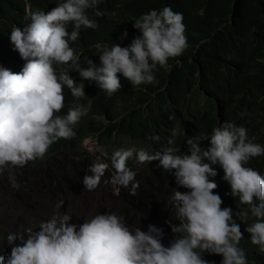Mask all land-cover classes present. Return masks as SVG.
Instances as JSON below:
<instances>
[{"label":"clouds","instance_id":"1","mask_svg":"<svg viewBox=\"0 0 264 264\" xmlns=\"http://www.w3.org/2000/svg\"><path fill=\"white\" fill-rule=\"evenodd\" d=\"M109 5L0 0V264H249L243 235L264 254V36L215 54L169 4Z\"/></svg>","mask_w":264,"mask_h":264},{"label":"trees","instance_id":"2","mask_svg":"<svg viewBox=\"0 0 264 264\" xmlns=\"http://www.w3.org/2000/svg\"><path fill=\"white\" fill-rule=\"evenodd\" d=\"M167 4L174 12L183 14L187 42L196 46L207 40L203 49L214 46L215 54L224 38L241 33L247 37L264 36V0H111L108 11L118 9L125 18L135 17L153 9L160 11ZM258 50L264 51L263 42ZM239 246L244 249L249 264H264V254L251 243L250 235H243ZM222 259L217 254L209 264H221Z\"/></svg>","mask_w":264,"mask_h":264},{"label":"rangeland","instance_id":"3","mask_svg":"<svg viewBox=\"0 0 264 264\" xmlns=\"http://www.w3.org/2000/svg\"><path fill=\"white\" fill-rule=\"evenodd\" d=\"M12 197H13V194L11 192H9L7 190H0V199L12 200ZM116 199H117L116 197H102L101 198V200L105 202L106 206L116 205ZM29 208H31V206ZM117 216L122 218V222L123 223H126L124 213H121V214H119ZM6 221H7V223H9V222H13L14 223V221H15L14 213H11L10 202L8 204V212L6 213ZM8 235L6 236V238L8 237ZM164 235H165V231H163V236ZM3 238L4 237H3V235H2V233L0 231V243L3 241ZM162 240H163V237L161 239V243H162Z\"/></svg>","mask_w":264,"mask_h":264}]
</instances>
